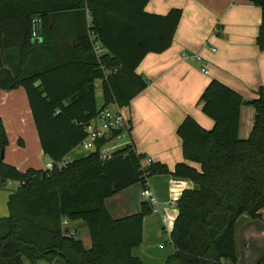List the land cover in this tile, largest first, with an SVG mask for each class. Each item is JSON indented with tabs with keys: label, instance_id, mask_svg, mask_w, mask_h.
<instances>
[{
	"label": "trees",
	"instance_id": "trees-1",
	"mask_svg": "<svg viewBox=\"0 0 264 264\" xmlns=\"http://www.w3.org/2000/svg\"><path fill=\"white\" fill-rule=\"evenodd\" d=\"M150 0H0V88L26 90L43 153L53 169L20 171L4 155L10 143L0 116V179L19 182L9 195V214L0 218V264H143L133 248L143 241L144 219L154 206L115 218L106 199L151 176L173 174L199 190L185 189L171 230L175 252L164 264H223L238 260L242 218H262L264 209V86L250 101L255 118L248 138L239 136L243 96L212 79L201 100L213 121L210 130L187 116L178 128L185 161L175 171L161 162L144 165L145 155L127 144L106 160L97 141L84 157H65L86 138L85 126L104 107L128 106L148 86L136 69L148 53L172 45L183 11L146 10ZM262 11L257 44L264 50V0H247ZM71 13L67 35L55 34L61 14ZM41 20L38 38L32 21ZM94 35L107 52L97 57ZM117 69V70H115ZM104 104L98 108L96 91ZM59 110V112H58ZM61 162H65L60 166ZM193 164H199L198 169ZM82 220L91 239L63 228ZM256 264H264V253Z\"/></svg>",
	"mask_w": 264,
	"mask_h": 264
},
{
	"label": "crops",
	"instance_id": "crops-1",
	"mask_svg": "<svg viewBox=\"0 0 264 264\" xmlns=\"http://www.w3.org/2000/svg\"><path fill=\"white\" fill-rule=\"evenodd\" d=\"M172 8H181L183 11L172 45L164 52L148 53L137 67L136 71L148 80V86L128 106L123 107L126 136L115 138L103 147L111 148V153H115L127 144H133L137 152L145 155L142 161L144 165H148L149 160L161 162L174 172L176 165L185 161L182 139L178 134L183 120L191 116L207 130L214 125V121L204 113L201 100L212 79L225 83L243 96L245 103L240 112L239 136L243 139L249 136L256 113L250 101L259 96L258 89L264 86V50L257 44L262 11L247 0H150L146 6L148 12L158 14H166ZM72 27V14H61L55 23V34L64 36L68 31L70 36ZM185 52L190 55L199 54L203 60L196 61L193 57L184 59L182 53ZM23 90L26 93L23 87L13 90L0 88V116L7 132L10 126H19L21 129L24 118L32 116L27 93V104L19 106L14 102L16 97L26 98ZM9 99L12 104L7 106ZM36 142L40 145L38 133ZM78 148L65 157L67 162L87 156L93 151L75 153ZM192 165L200 169L199 164ZM29 168L34 167L19 170L24 172ZM147 185L158 198L160 211L145 217L143 241L133 248V254L143 264H164L167 257L175 252L170 233L168 241L171 248L166 253L160 252L166 249L162 244L158 245L159 251L153 252L152 247L165 236L162 230L173 229L179 210L170 201L177 202L185 189L194 188V183L173 174H158L151 176ZM16 189L17 185L11 188L6 184L4 190L8 191L7 202L9 195ZM142 189L140 184H134L107 198L106 206L113 217L120 218L140 212L145 201L141 195ZM246 220L249 222L245 230L238 228L237 245L239 241L245 243L260 235L261 246L264 244V227L258 226V219ZM77 221L65 218L63 228L70 229L78 237ZM261 248L256 253L261 252ZM43 263L47 264H38Z\"/></svg>",
	"mask_w": 264,
	"mask_h": 264
},
{
	"label": "rangeland",
	"instance_id": "rangeland-1",
	"mask_svg": "<svg viewBox=\"0 0 264 264\" xmlns=\"http://www.w3.org/2000/svg\"><path fill=\"white\" fill-rule=\"evenodd\" d=\"M23 92H24L23 94L26 96L24 90ZM96 96H97V105L101 107L104 101L102 95V88L100 84L98 85ZM14 102H16L17 105L19 106L20 105L23 106L24 104H27V96L26 98L24 96L16 97L14 99ZM11 104H12L11 99H9V101L7 102V106ZM23 117L25 116L23 115ZM20 127L21 129L19 128V126H10L9 128L10 130L7 132L10 135V143L5 150V155H4L5 161L16 165L18 169L21 170H25L28 167H34L37 169H47L46 164L48 161H51V159L42 152L41 144L39 145V143L36 142L37 131L32 116L30 115L28 116V118H24V122ZM248 137L249 136H247L246 138ZM81 151L87 152L89 150H86L85 148L79 146V148L75 150V153ZM0 154H1V150H0ZM27 158L29 159V162H27ZM18 183L19 182L9 180L7 181L6 184L9 185L11 188L12 187L14 188L16 185L18 187ZM7 196H8V191L4 190V187L2 186V181L0 179V217H2V215L7 216L9 214ZM246 219H247L246 216L242 218L240 227L242 228L243 231L248 226L247 224L249 221H247ZM257 222L259 224L258 226L264 227V211L262 214V218L258 219ZM76 224L78 225V231H79L78 237L84 241L87 247H90L91 239L87 225L83 221H77ZM162 231L165 236L160 240H157L156 245L152 247L153 252L156 250L157 251L160 250L158 246L159 244H162L163 246L166 247L165 250H162L160 252L166 253L171 248V244L168 241V236L169 233H171V229H169L168 231L165 230ZM259 240H260V235L257 236L256 238H253L251 241H247L245 243H241L239 241L237 262H232L229 259H223V264H255L258 260V258L256 260V257L260 253H263L262 249H264L263 247L264 244H261V246L263 245L261 248ZM260 248H261V252L256 253L257 250H259Z\"/></svg>",
	"mask_w": 264,
	"mask_h": 264
},
{
	"label": "built area",
	"instance_id": "built-area-1",
	"mask_svg": "<svg viewBox=\"0 0 264 264\" xmlns=\"http://www.w3.org/2000/svg\"><path fill=\"white\" fill-rule=\"evenodd\" d=\"M40 23L41 20L39 17H35L32 21V34L34 38H38L39 36ZM91 40H92L93 50L96 56L97 57L103 56L107 52V50L99 41L96 40L94 35L91 36ZM212 50L215 51V48H212ZM182 57L184 59L193 57L196 61L203 60V57L199 54L190 55L186 52L182 53ZM202 70L205 73H208V70L206 68H203ZM123 107L124 106L116 105V107L108 106L101 109L97 117L92 119L85 126L87 136L79 146H82L86 150L94 151L97 141L101 139L111 138L113 135H116L114 139L124 138L126 136L127 126H126ZM110 149L111 148H105V147L101 149V158L103 160H106L112 156L113 153H111ZM149 162H151V160H149ZM64 164L65 162H61L60 166H63ZM54 166L55 163L52 160L47 162L46 164L47 169H53ZM141 195L145 201L149 202L154 206V212L160 211L159 200L156 197L153 190L150 187H148V185L146 187H143ZM170 204L171 205L175 204V206H177V202H175V200H171ZM71 234L73 235L74 233L71 232Z\"/></svg>",
	"mask_w": 264,
	"mask_h": 264
},
{
	"label": "water",
	"instance_id": "water-1",
	"mask_svg": "<svg viewBox=\"0 0 264 264\" xmlns=\"http://www.w3.org/2000/svg\"><path fill=\"white\" fill-rule=\"evenodd\" d=\"M199 188H200L199 185H197V184L194 185V189H195V190H199Z\"/></svg>",
	"mask_w": 264,
	"mask_h": 264
}]
</instances>
